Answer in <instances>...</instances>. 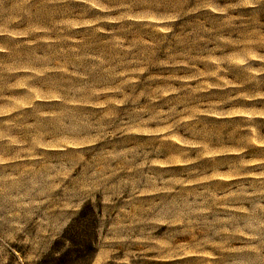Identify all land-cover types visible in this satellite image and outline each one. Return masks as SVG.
<instances>
[{
  "label": "rangeland",
  "instance_id": "1",
  "mask_svg": "<svg viewBox=\"0 0 264 264\" xmlns=\"http://www.w3.org/2000/svg\"><path fill=\"white\" fill-rule=\"evenodd\" d=\"M0 264H264V0H0Z\"/></svg>",
  "mask_w": 264,
  "mask_h": 264
},
{
  "label": "trees",
  "instance_id": "2",
  "mask_svg": "<svg viewBox=\"0 0 264 264\" xmlns=\"http://www.w3.org/2000/svg\"><path fill=\"white\" fill-rule=\"evenodd\" d=\"M91 212V220L92 223H90L91 227H92V232H93V238L97 239L98 238V216L97 214L93 211V208L91 207H85L81 214L78 216V218L75 219V221H73V223L71 224V226H69V228L65 231V234L63 236V239H69L74 240L77 237L78 234V227L76 225H81L83 222H85V220L87 219V211ZM91 250L93 252V255H95L97 253V249L95 246L92 245Z\"/></svg>",
  "mask_w": 264,
  "mask_h": 264
},
{
  "label": "clouds",
  "instance_id": "3",
  "mask_svg": "<svg viewBox=\"0 0 264 264\" xmlns=\"http://www.w3.org/2000/svg\"><path fill=\"white\" fill-rule=\"evenodd\" d=\"M214 74V73H213Z\"/></svg>",
  "mask_w": 264,
  "mask_h": 264
}]
</instances>
